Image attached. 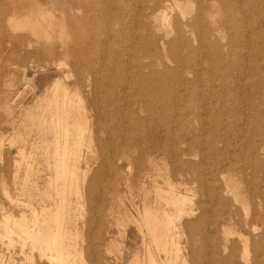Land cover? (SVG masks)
<instances>
[{
    "label": "rangeland",
    "instance_id": "374dc122",
    "mask_svg": "<svg viewBox=\"0 0 264 264\" xmlns=\"http://www.w3.org/2000/svg\"><path fill=\"white\" fill-rule=\"evenodd\" d=\"M115 1L114 6L111 0H28L23 2L19 15L31 10L30 15L34 11L31 16H36L34 19L43 20L37 15L39 4L57 19L66 14L67 26L73 32L70 38L60 35L57 24L48 27L44 20L41 23L48 27L50 39L42 35L32 37L28 29L8 30L9 36L0 35V220L3 213L20 217L22 209L12 199L29 200L23 188L29 155L36 156L33 162L40 168L34 177L40 192L46 189L45 183L53 171L36 146L35 141L39 139L35 126L37 113L31 114L30 110L57 78L65 79L70 64L79 56L74 50L76 44L84 43L86 49H94L90 39L93 34L97 35L100 47L95 52L99 56L102 45L113 39L106 31L115 32L121 26L125 45L130 48L137 45L135 61L132 49L124 51L127 66L140 61L153 63L151 71L155 77L147 83L158 92L148 91L147 83L141 85L126 71L124 81L116 86L122 97L120 120L129 125L131 134L126 137L123 128H115L108 117L101 116L95 121L96 125L100 124L99 140L107 141L95 147L97 159L93 161L86 183L88 187L92 183V194L96 202L101 201L102 211L97 216L85 201V209L75 215L72 227L78 228L82 251V258L79 255L80 261L75 263L130 264L138 256L140 263L147 264L143 237L136 225L126 220V215L132 213L137 218L133 204H141L143 186L150 190L154 179H158L159 186H165L166 178L171 177L176 188L188 200L192 198L188 201L189 214L185 215L186 212L181 218L178 229H172L174 235H180L182 257L178 264H264V0H177L180 9L173 6L167 11L171 15L167 28L152 24L150 17L153 12L161 11V2ZM183 6H188L187 10ZM186 24H193L194 29L186 28ZM180 29L184 41L180 40ZM146 36L150 40H146ZM28 42L33 44L30 48ZM19 43L21 48L16 46ZM143 46L150 56L147 59L140 58ZM51 48L53 52H49ZM90 61L93 66H99L95 58ZM82 66L88 71L87 66ZM143 71L149 72L148 69ZM100 76L101 73L92 75L89 80L82 75L80 85L85 96L89 85L95 92L100 90L95 83ZM144 94L146 100L139 103L136 99ZM147 105L170 110V114L162 116L157 124ZM89 108L94 114V107L89 105ZM167 126L172 133L169 139ZM109 128L112 131H107ZM181 137L186 139L185 146H190V152L183 155L178 147L173 156L172 144ZM156 141L162 145L160 148ZM104 157L108 162L102 161ZM150 161L157 164V171ZM209 184L214 190L211 198L204 190ZM228 184L242 187L238 188V201L226 192ZM152 194L150 192V196ZM36 195L32 201L37 205ZM120 198L123 201L118 200ZM111 202L114 209L108 215L106 211ZM120 216L121 221H118ZM198 217H201L200 222H195ZM190 236H193L191 242ZM22 254L18 245L0 240V257L5 261L50 264L38 251L28 257ZM159 254L164 257L163 253Z\"/></svg>",
    "mask_w": 264,
    "mask_h": 264
},
{
    "label": "bare ground",
    "instance_id": "6f19581e",
    "mask_svg": "<svg viewBox=\"0 0 264 264\" xmlns=\"http://www.w3.org/2000/svg\"><path fill=\"white\" fill-rule=\"evenodd\" d=\"M25 1L28 2V0H0V35L8 34L7 33L8 30L10 31L12 30V32H17L18 30L24 31L28 29L30 33H33L32 37L33 35H36L38 38V35L40 36L42 35L43 37L50 39L49 30L47 28L49 26L57 24L60 28L61 31L60 33H62L59 34L61 36L64 35L66 39L70 38L73 32L72 30H69V27L67 26L68 16L66 14H64L63 18L57 19L55 14H53L51 11L44 10L42 6H39L40 5L39 4L37 7L38 14L37 13L36 14L39 17H41V19H43L45 22H47L48 27H46L44 26L43 23H41V21L43 22V20L40 21V19L39 20L34 19L36 18V16H33L34 18L31 16L32 14H34L33 13L34 11L30 15L31 8H29L30 11L28 12V14L23 15L22 13L24 11L23 10L21 12L22 14L20 13L21 15H19L18 11L20 10V8H22L24 4L23 2ZM213 1L216 2L220 0H213ZM111 2L112 5L114 6L117 5L115 0H111ZM159 2L162 3L161 5L162 9L157 14L155 12L150 14V17L153 19L152 24L154 25L158 24V26L160 24L161 26L164 27L169 26V19L171 15L169 16L168 10L173 6H176V8L178 9L180 7L179 5L180 2L178 3L177 0H153V3L155 4H158ZM187 4L188 3H186V5ZM42 5L44 6L45 4ZM86 7L88 8V5ZM183 7L185 9L186 7L188 8V6H183ZM139 16H140V12H139ZM244 16L246 15L244 14ZM88 21L90 22V20ZM95 26H97V24ZM187 27L194 29L193 24L192 25L186 24V28ZM106 32H107L106 34L112 37L113 39L102 45L101 53L99 56L95 52V50L98 47H100V43H99L100 39H97L98 38L96 37L97 35L93 34L90 39L91 44L95 46L94 49L91 47H90L91 49L89 50L88 48L86 49L84 43L82 42L83 45H80L78 43L79 41L77 40L78 45L77 44L75 45L74 50L79 56L78 58L77 57L75 58L74 64H70L66 72L65 79L60 80L61 78L60 79L57 78L52 83L51 88L47 90L45 96L43 98L41 97L42 99H39V101L36 103L35 108L33 110H30L31 114L33 112L37 113L36 115L37 122L35 126H37L36 136H38L39 139L38 140L36 139L37 142L35 141V143H37L36 146H38L37 148H39L42 151L43 155L46 157V162L48 166L49 167L51 166L50 169L52 168L53 171L49 173V177L47 178V182L45 183L46 184L45 186H47L46 189L40 192L38 182L35 181L36 176L40 172L39 171L40 168L37 167L38 165L37 162H36L37 164L36 166L35 163L33 162L34 157L36 156H32L33 154L29 155L27 158L28 161H26V166H25L24 183L26 187L25 186L23 187L25 188L24 192L29 196V200L22 201L18 199L16 200L12 199L11 201L17 207H20L22 209V213L20 217H16L15 215L9 213H3L2 219L0 220V240L2 242L6 241L8 242V244L11 245H18L21 252L25 255V257L26 256L28 257L29 255H32L35 251H38L41 256L46 257L49 260L50 264H74L75 262H77L79 255L82 254V251L80 252L79 249L80 234L78 233V228L77 226L75 227L76 229H73L72 227V225L75 222L74 217L79 212L81 214V210L86 205L85 201L90 203V208L92 210H95L94 212L97 216L102 211L101 201L96 202V199L92 194L93 192L92 191L93 187L91 186L92 183L89 181L90 182L89 187H88V183H86L88 174L92 171V165L94 163L93 161L94 159H97V150L95 149V147L98 144L101 145L103 142L107 141V140H99L97 130L99 129L100 124L96 125L95 121L98 120L97 118H102L101 116H103V118L108 117V119L113 122L115 128L116 127H118V129L123 128L124 135L126 137L129 136L131 134L129 125L125 124L124 120L123 122L120 120V113L122 110L120 107L121 105L119 104L120 102L119 100L122 99V97L120 96L121 91L116 86V84L124 81V72L126 71H129V73L132 74V77L134 76L137 82L138 83L140 82L141 85H145V83H147V80L155 77V73L151 71V68L154 66V64L151 62L142 63L143 61L142 62L140 61L137 65L127 66L124 51L126 50V48H130V47L129 46L127 47V45H125V32L121 26L118 31L115 32L106 31ZM179 33H180L179 36L180 40L184 41V37L181 34V29ZM20 38L23 39L24 36H21ZM148 39L150 40V37L146 36V40ZM201 41L202 44L205 43L203 39H201ZM31 43L32 42L30 43L28 42L27 44L29 48L33 45ZM86 44H88V42ZM9 46H12L10 41H9ZM16 46L18 48H21L22 44L19 43ZM136 46L137 45L135 44V47L130 48L135 53L132 57L134 61L138 57L135 52L137 50ZM53 48H51L49 52H53L54 51ZM146 48H147L146 46H143V49L140 52L141 53L140 58L147 59L148 57H150L148 56V54H146L147 51ZM74 55L76 54L74 53ZM92 58H95V60L99 62L98 67L92 65L93 63L90 61ZM82 64L87 66L88 71L84 69ZM143 69H148L149 72L144 73ZM99 73H101V76L99 79L97 78L95 80V83H97V87H100V90L98 89L97 92H95L93 91L94 90L93 86L89 85L88 94L87 96H85L81 90V85H80L82 75L85 74L87 78L90 80L92 75H96ZM71 78H73V81H71ZM147 85H148L147 86L148 91L152 90L154 94L158 92L156 88H153V86H149V83H147ZM144 95H141L136 100L139 103L145 101L146 94ZM89 105H92L94 107L95 110L94 114L91 113ZM147 106L151 110L152 112L151 116L153 117L154 121L157 122V124L162 120L161 119L162 116L170 114V110L167 109L163 110L162 108L154 109L151 108L150 105ZM128 120L129 119H127V116H125V121H127V123H129ZM30 128L31 126L29 127V129ZM166 130H167L166 136L169 139L172 133L170 132V128L168 126ZM103 131L105 132V130ZM107 131H112V129L109 128L107 129ZM185 140L186 139H184V137H181L179 139H176V142L172 144L174 149L173 156L176 155L178 147H180L181 153L183 155H187L190 152V146H185L186 145ZM156 145L159 148L162 146L158 141H156ZM115 151L117 152V150ZM21 153H23V151ZM127 158L129 159V156ZM108 160L109 159L104 157L102 161L106 163L108 162ZM129 160L131 164L132 163L131 159ZM121 163L122 161H120V164ZM82 164H84L83 168L81 167ZM150 165L157 168V164L153 163V161H150ZM157 170L158 168L156 169V171ZM148 175H152V174H148ZM170 178L169 177L166 178L165 186H159L157 182L158 179H156L157 181H155L154 179V183L150 190H148L146 187L143 186L141 188V191L143 192L141 204L140 205L133 204L137 213V218L134 217L132 213L126 215V220L129 223L130 221H132L133 224L136 225V227L138 228L139 232L143 237L142 241L145 249L144 261H147L148 262L147 264H178L179 259H181L182 257L181 255L182 248L180 246L181 244L179 245L180 241H178L180 235H174L172 229H176L178 227V223L180 227L182 224V223L180 224V221L183 219L185 215L189 214L188 211L190 210H188L189 208L188 201L190 202V199L192 198L189 197L188 200V197L182 194L180 190L176 188V186L173 184ZM227 179L228 177H226V180ZM232 182L233 181H231L230 183ZM229 184L227 185L226 192L231 193L233 198L236 201H238L239 200L238 188L240 189L242 187L237 188L238 185L236 183L235 184L237 186L229 185ZM102 186L104 187V185ZM206 188L207 189H204L206 191V195L210 197L214 191L213 187L209 184V186H206ZM150 192L153 193L152 196H150ZM35 195L38 196L37 198H35L38 199L37 202H39L37 205L34 204L32 201L34 200V198L32 197L33 196L35 197ZM122 199L120 198L118 200L121 201ZM120 201H119V205H122L120 204ZM112 202L109 204V207L107 208L106 211V214L108 215L112 214L114 209ZM191 204H193L192 200H191ZM244 206L246 205L244 204ZM118 218H119L118 221H121L120 220L121 216ZM95 220L97 222L99 221V219L98 220L95 219ZM200 220L201 217H198V219L195 222H200ZM127 221L125 222L128 223ZM224 228L227 227L225 226ZM227 233L230 234V232ZM244 238L245 237H243V239ZM189 240L191 242L193 240V236H190ZM245 241H247V239ZM27 249H29V252H27ZM244 249L245 251L248 252L246 245ZM159 253H163L164 257L160 256ZM247 257L249 258L248 255ZM139 261L141 260H139L138 256H136V258L133 259L132 263L130 264H142ZM212 261L214 260L212 259ZM0 264H12V263L11 261H5L2 256L0 257Z\"/></svg>",
    "mask_w": 264,
    "mask_h": 264
}]
</instances>
